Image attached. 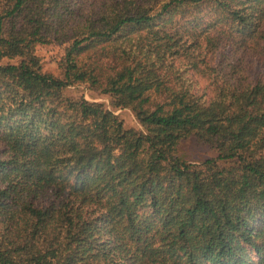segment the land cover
<instances>
[{
	"label": "trees",
	"instance_id": "16d2710c",
	"mask_svg": "<svg viewBox=\"0 0 264 264\" xmlns=\"http://www.w3.org/2000/svg\"><path fill=\"white\" fill-rule=\"evenodd\" d=\"M246 59L264 65V0H0V264H264ZM188 137L214 155L180 159Z\"/></svg>",
	"mask_w": 264,
	"mask_h": 264
},
{
	"label": "rangeland",
	"instance_id": "374dc122",
	"mask_svg": "<svg viewBox=\"0 0 264 264\" xmlns=\"http://www.w3.org/2000/svg\"><path fill=\"white\" fill-rule=\"evenodd\" d=\"M60 51L59 46L57 45H43L36 49L37 55L40 57L42 70L45 72L55 73V61ZM246 61H250L246 59ZM253 76H264V65L254 61H250V67L248 71ZM202 85L203 81H199ZM64 92L68 95L78 96L82 95L83 98L89 101H101L109 109L106 96L98 95L87 88L83 84L78 85H69L64 89ZM149 96L154 97V93L150 92ZM126 122L131 124H136L131 112L128 109H115L113 111ZM137 125V124H136ZM176 155L185 161H201L207 158H210L214 155V152L203 145L197 144L192 137H188L185 140L180 141L175 148Z\"/></svg>",
	"mask_w": 264,
	"mask_h": 264
}]
</instances>
